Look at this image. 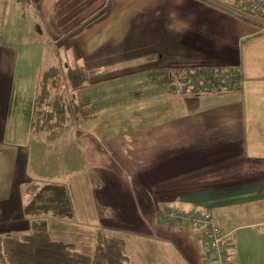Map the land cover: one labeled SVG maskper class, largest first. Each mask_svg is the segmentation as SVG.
<instances>
[{"label":"crops","instance_id":"obj_1","mask_svg":"<svg viewBox=\"0 0 264 264\" xmlns=\"http://www.w3.org/2000/svg\"><path fill=\"white\" fill-rule=\"evenodd\" d=\"M57 51L120 75L94 87L97 98L128 79L132 92L107 100L77 138L74 129L50 143L30 124ZM218 67L240 70L238 90L171 92L168 70ZM151 68L146 80L124 76ZM92 168L104 174L101 201ZM56 170L69 175L44 178ZM33 181L66 185L74 222L102 216L99 228L124 240L134 264H205L197 229L155 221L166 207L209 213L231 264H264V19L236 0H0V235L26 229Z\"/></svg>","mask_w":264,"mask_h":264},{"label":"trees","instance_id":"obj_2","mask_svg":"<svg viewBox=\"0 0 264 264\" xmlns=\"http://www.w3.org/2000/svg\"><path fill=\"white\" fill-rule=\"evenodd\" d=\"M56 53L57 62L47 67L40 77L30 124L32 135L43 134L50 143L59 140L70 129L80 135L84 124L97 119L104 111V97L97 98L96 92L87 90L119 78L115 73H104V69L94 63L70 62L62 52ZM189 71L195 70L170 69L167 82L171 83ZM140 72L144 69L124 76ZM83 92L88 93L90 99L83 97L86 94ZM23 193L27 195L22 208L27 227L22 232L0 235V264L135 263L124 240L106 234L102 228L95 233L92 246L73 238L74 230L63 236L61 232L67 227H81L74 222L66 185L33 181L24 186Z\"/></svg>","mask_w":264,"mask_h":264},{"label":"built area","instance_id":"obj_3","mask_svg":"<svg viewBox=\"0 0 264 264\" xmlns=\"http://www.w3.org/2000/svg\"><path fill=\"white\" fill-rule=\"evenodd\" d=\"M236 1L249 15L264 19V5L259 0ZM241 79L239 69L227 68L219 72L214 68H200L175 78L171 92L200 95L236 91L240 88ZM155 219L160 223H168L176 227L197 229L201 234L205 264H231L227 235L215 224L209 213L198 210H174L166 207L156 213Z\"/></svg>","mask_w":264,"mask_h":264},{"label":"rangeland","instance_id":"obj_4","mask_svg":"<svg viewBox=\"0 0 264 264\" xmlns=\"http://www.w3.org/2000/svg\"><path fill=\"white\" fill-rule=\"evenodd\" d=\"M130 57V56H129ZM125 58H127L126 56H125ZM105 59V58H104ZM116 59H118V58H112V60H116ZM119 59H122V57L121 58H119ZM148 61V58L147 59H145L144 60V62H145V64H148V65H151L152 63L149 61V62H147ZM167 61L168 62H174L175 60H173V59H167ZM136 62H137V60H133L131 63L129 62V64H126V66H129L130 64H136ZM101 64H100V66H101V68H103L104 69V67H102L104 64H106V62H100ZM135 66V65H134ZM133 65H131L130 67H134ZM160 67H162V66H158V68H160ZM168 67H169V65H168ZM112 69H118V68H112ZM125 70V65L123 64V67L119 70V72H121V71H124ZM153 68H151L148 72H143V73H146V74H143V75H140L141 77L138 79V80H146L145 78H148L149 76H151L152 74H153ZM149 74H151V75H149ZM118 75V74H117ZM120 76V75H119ZM134 80V79H133ZM132 81V79H128V80H124V81H119V82H117V83H115L114 85L113 84H109V85H106V87H103L104 88V95H103V97H104V106L106 105V104H108L109 102L110 103H116L117 102V100L119 99L118 97L117 98H115L116 97V95H118V94H120V93H122L123 91H125V92H128V91H130V92H132L129 88L130 87H128V84H127V86H126V88H123L124 86H125V83H122V82H131ZM129 84H131V83H129ZM101 85V84H100ZM99 85V86H100ZM112 86H115V87H112ZM119 86H121V87H119ZM130 86H134V85H130ZM149 86V84H145V85H143L142 87L143 88H146V87H148ZM172 86V85H171ZM109 87H112L111 88V90H109V91H106L107 89H110ZM123 88V89H122ZM96 88H92V90H87V92H96V91H94ZM83 93H86V92H83ZM96 94V93H95ZM122 94H125V93H122ZM94 95V94H93ZM96 96L97 97H99V94H96ZM111 99V100H110ZM120 99H122V100H125V99H127V97H126V95H125V97H123V98H120ZM107 100H110L109 102H107ZM71 131L72 130H74V129H70ZM70 130H68V131H70ZM67 131V132H68ZM70 131V132H71ZM73 132V134L76 136V138H77V133L75 132V131H72ZM75 138V139H76ZM69 140H72V139H69ZM68 146H70V144L68 145ZM57 171H60V170H56V171H52V172H49V173H47V172H43V173H45V174H49V175H47V176H44V178H46V179H51V178H53V176H56V175H59V177L64 181L65 180V178L69 175L67 172H65V171H61V173H58ZM90 171L91 172H93L94 173V175H97L96 176V178H94L93 177V175H89L88 174V178H89V181L91 182V184L93 185V187L95 188L96 186H97V184H98V177H99V182H101V180L104 178V174L102 173L103 171H99V170H97L96 168H92V169H90ZM53 175V176H52ZM79 177L80 178H84V176H82L81 174H79ZM70 180V179H69ZM45 181V180H44ZM74 189V188H73ZM76 191H79V189H76ZM82 192V191H81ZM94 192H95V195H96V197H98V199L101 201V199H100V195H99V188H95L94 189ZM80 194H84L83 192L82 193H80ZM81 204V203H80ZM171 209H173V208H171ZM174 210H176V209H174ZM158 212V211H157ZM75 220H76V217L74 218ZM101 219H104V218H102V216H100V217H98V221L96 222V224H91V225H89V226H83V227H78V226H76V225H71V227H67L66 228V230H65V232H61L62 234H63V236H65V233H67V232H72L73 230H74V232H73V238H75V239H80V240H78V241H80L81 242V244L83 243V244H85L86 243V245L87 246H90V243H91V246H92V243H93V239H94V237H95V233L100 229L99 227V225H100V220ZM155 219V218H154ZM155 221L158 223V221L155 219ZM165 224H168V223H165ZM169 225V224H168ZM172 226V225H171Z\"/></svg>","mask_w":264,"mask_h":264}]
</instances>
